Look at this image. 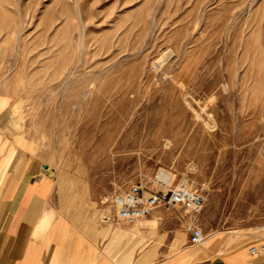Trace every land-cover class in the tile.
<instances>
[{"label": "rangeland", "instance_id": "obj_1", "mask_svg": "<svg viewBox=\"0 0 264 264\" xmlns=\"http://www.w3.org/2000/svg\"><path fill=\"white\" fill-rule=\"evenodd\" d=\"M22 149L132 243L113 197L157 174L203 194L205 241L264 243V0H0V153Z\"/></svg>", "mask_w": 264, "mask_h": 264}, {"label": "crops", "instance_id": "obj_2", "mask_svg": "<svg viewBox=\"0 0 264 264\" xmlns=\"http://www.w3.org/2000/svg\"><path fill=\"white\" fill-rule=\"evenodd\" d=\"M30 153L22 149L11 163V156L0 153V264H258L262 260L249 247L231 248L220 235L192 243L186 228L190 216L183 207L169 215L160 207L134 222L132 243L131 235L121 236L118 227L69 209L58 195L53 171ZM178 226L187 234L178 233ZM121 237L126 244H121Z\"/></svg>", "mask_w": 264, "mask_h": 264}, {"label": "built area", "instance_id": "obj_3", "mask_svg": "<svg viewBox=\"0 0 264 264\" xmlns=\"http://www.w3.org/2000/svg\"><path fill=\"white\" fill-rule=\"evenodd\" d=\"M153 181V184L135 181L125 190L116 193L113 197L115 218L118 221L134 223L152 215L160 207L168 210L183 207L190 214L186 221L190 241L202 244L205 241V234L196 217L204 207L203 194L191 186L187 176L172 184L169 177L157 174ZM249 252L259 257L264 255V243L250 245ZM258 264H264V259Z\"/></svg>", "mask_w": 264, "mask_h": 264}, {"label": "bare ground", "instance_id": "obj_4", "mask_svg": "<svg viewBox=\"0 0 264 264\" xmlns=\"http://www.w3.org/2000/svg\"><path fill=\"white\" fill-rule=\"evenodd\" d=\"M53 172H54V171H53ZM155 220H156V219H155ZM155 220H154V221H155ZM152 221H153V220H152Z\"/></svg>", "mask_w": 264, "mask_h": 264}]
</instances>
